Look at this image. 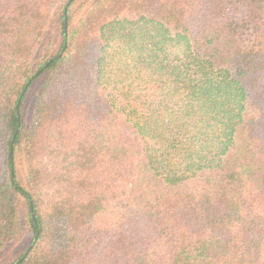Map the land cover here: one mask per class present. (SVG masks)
<instances>
[{
    "label": "trees",
    "instance_id": "16d2710c",
    "mask_svg": "<svg viewBox=\"0 0 264 264\" xmlns=\"http://www.w3.org/2000/svg\"><path fill=\"white\" fill-rule=\"evenodd\" d=\"M0 264H264V0H0Z\"/></svg>",
    "mask_w": 264,
    "mask_h": 264
},
{
    "label": "rangeland",
    "instance_id": "374dc122",
    "mask_svg": "<svg viewBox=\"0 0 264 264\" xmlns=\"http://www.w3.org/2000/svg\"><path fill=\"white\" fill-rule=\"evenodd\" d=\"M23 217H22V214H21V225L24 227L25 225H24V222H23ZM21 248V247H20Z\"/></svg>",
    "mask_w": 264,
    "mask_h": 264
}]
</instances>
